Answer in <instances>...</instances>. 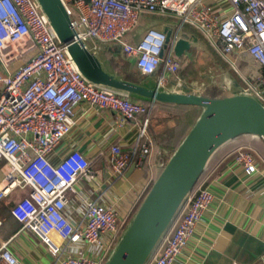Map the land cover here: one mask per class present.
Listing matches in <instances>:
<instances>
[{
  "label": "built area",
  "instance_id": "1",
  "mask_svg": "<svg viewBox=\"0 0 264 264\" xmlns=\"http://www.w3.org/2000/svg\"><path fill=\"white\" fill-rule=\"evenodd\" d=\"M223 1L228 11L217 12L206 0H61L75 32L73 41L95 53L92 43L118 45L141 74L155 75L157 90L195 92L181 77V62L172 47L183 26L196 29L236 72L242 93L264 106V0ZM142 14L175 20L166 47V34L157 28L146 29L137 43L125 40ZM234 52L251 57L260 73L241 74L231 58ZM18 60L22 63L11 74L8 65ZM83 102L116 111L119 124L141 118L133 144L128 149L112 144L109 157L115 177L131 162L144 167L153 147L148 124L152 102L145 105L87 79L36 0H0V200L14 191H28L9 209L20 227L0 239V264H23L12 245L26 235L44 246L50 257L47 264H106L115 248L125 221L113 205L101 202V183L88 159L76 149L49 159L73 127ZM234 159L246 175L264 165L249 146L239 147ZM87 185L99 194L88 196ZM213 200L212 188L201 180L185 196L145 264H172Z\"/></svg>",
  "mask_w": 264,
  "mask_h": 264
},
{
  "label": "crops",
  "instance_id": "2",
  "mask_svg": "<svg viewBox=\"0 0 264 264\" xmlns=\"http://www.w3.org/2000/svg\"><path fill=\"white\" fill-rule=\"evenodd\" d=\"M206 3L217 12L229 10L223 0H206ZM174 24L175 20L168 16L142 14L125 40L137 43L146 29H163L165 26L170 28ZM182 34L192 42L191 49L183 55L188 59L185 62H192V51L196 48V38H200V33L185 25L182 27ZM91 47L97 51L104 68L114 74L117 73L109 63L111 56L118 58L122 55L124 60L136 68L134 60L127 59L116 44L107 45L110 48L108 55L99 52L101 50L98 51L93 43ZM200 55L201 53L197 56ZM231 58L234 59L238 71L247 77L261 71L246 53L234 52ZM206 66L210 71L213 70L211 66ZM200 67L203 66L195 65V71L191 75H185L184 69L181 68L180 75L185 80L189 76H200ZM155 79V75H145L140 85L155 88ZM128 96L144 99L131 94ZM118 119L116 111L99 110L83 102L76 109L73 127L50 153L49 159L55 160L72 149L80 151L90 162L97 180L101 183V202L114 206L119 218L125 221V228L139 198L158 174L161 164L156 156L157 162L153 167L151 154L147 156L145 166L141 169L131 162L123 175L113 176L109 157L110 146L119 144L128 149L137 137L141 120L138 117L119 124ZM242 146L254 148L264 159V142L254 136L234 137L215 151L202 177L212 188L214 200L202 215L181 255L172 264H264V165H260L253 174L246 175L234 159L237 149ZM152 148H156L154 143ZM85 191L92 198L99 194L98 191H91L88 185L85 186ZM19 227L18 224L16 230ZM11 235L10 233L7 238ZM12 249L23 264H31L37 254H43L42 264H47L50 260L47 253H44V246L33 236L26 235L13 242Z\"/></svg>",
  "mask_w": 264,
  "mask_h": 264
},
{
  "label": "water",
  "instance_id": "3",
  "mask_svg": "<svg viewBox=\"0 0 264 264\" xmlns=\"http://www.w3.org/2000/svg\"><path fill=\"white\" fill-rule=\"evenodd\" d=\"M36 2L59 41L66 44L77 68L94 84L156 103L201 107L196 123L163 166L106 261V264H145L215 151L242 134L264 140V106L253 96L242 93L241 84L227 77L213 84L211 79L189 76L186 85L195 92L177 94L124 80L104 68L97 53L72 40L75 32L61 0ZM162 30L166 34V47L172 30L167 26ZM191 45L182 34L172 47L174 55L181 58Z\"/></svg>",
  "mask_w": 264,
  "mask_h": 264
},
{
  "label": "trees",
  "instance_id": "4",
  "mask_svg": "<svg viewBox=\"0 0 264 264\" xmlns=\"http://www.w3.org/2000/svg\"><path fill=\"white\" fill-rule=\"evenodd\" d=\"M107 48L110 49L109 47ZM209 51H210L209 55L211 57V62H206V65L211 66L213 70L215 71L226 72L228 74V77L230 78V81L233 80L240 84L241 81L239 77L237 76L236 72L233 69H230L229 68L230 66H228L217 55V53H215V51L212 50V48ZM182 58H184V56L181 57V59ZM109 63L111 67L116 71L119 77L129 82L135 83V84H142V79L145 75L141 74L137 68H134L129 62L124 60L122 55H120V57L118 58H114V56H111V58L109 59ZM181 67L182 69H184L185 75H191L195 71L194 69L195 66H193L192 62H185V64L181 65ZM141 101L145 105L150 104L149 100L141 99ZM152 105L154 107L152 109V112L150 114V118L148 121L149 133H150V138L152 142L154 143V146L156 147L159 164H161V166H160V170L158 174L148 184V186L142 193V196L139 198L140 200L135 206L134 211L130 217L131 220L133 219L132 217L134 216L137 209L141 205L145 194L150 189V187L153 185L157 176L160 174V171L162 170L163 166L168 162L167 160L169 159V157L178 148L179 144L181 143V140L186 136V134L194 126V124L196 123V119L199 117L201 113V107L197 105L193 106V105H186V104H179V103L162 104L159 102L158 103L152 102ZM242 135L251 136V137L254 136L264 142L262 138L256 135H250V134H242ZM242 135H239V136H242ZM239 136H236V137H239ZM207 166L202 171L201 175L198 178V182L193 187V189L203 179L202 177L204 176L207 170ZM16 193L17 192L14 191L8 197L0 200V219L3 221V225L7 222L6 224H8V232H10L11 234L14 230H16L18 224L20 226V223L14 220L9 212V209L14 204V197ZM131 220L127 224H125V226L126 225L128 226ZM125 228H123L122 231L117 236L118 238L114 244V247L117 245V243L121 239V235L123 234Z\"/></svg>",
  "mask_w": 264,
  "mask_h": 264
},
{
  "label": "rangeland",
  "instance_id": "5",
  "mask_svg": "<svg viewBox=\"0 0 264 264\" xmlns=\"http://www.w3.org/2000/svg\"><path fill=\"white\" fill-rule=\"evenodd\" d=\"M149 15L150 16H156L158 14H156V15L149 14ZM196 40H198V41H197V44H196V48H194L193 51H192L193 57L191 58V60H192L193 66H195V65L196 66H203V67H200V71H201L202 77L204 79H211V83H213V84L214 83L216 84L217 82L222 81L225 77H227L230 80V78L228 77V74L226 72H221V71L219 72V71H215V70L210 71L209 69H207L206 62H211V57L209 55L210 48L208 47L209 45L207 44V42L204 40V38L201 35H200V38H196ZM96 49L97 50L98 49L101 50V51H99V50L98 51L103 53V54H105V55H108V53L110 51L107 48V45L106 46H103V45L98 46V45H96ZM199 53H201L200 57L197 56ZM179 59H180L181 65L182 64L184 65L185 64V59H187V58L184 57L182 59L181 58H179ZM21 63H22V60H18V61L12 62L10 65H8V68H7L8 71H10V73L13 74ZM198 63H199V65H198ZM229 68L233 69L231 67H229ZM224 73H226V74H224ZM223 74H224V76H223ZM156 152H157L156 148H152V151L150 153V155L153 154L152 158H151V163H152L153 167L155 166V163L157 162L156 159H155L156 156H157ZM27 194H28L27 190H22L21 192H17L15 197H14V200L19 198L20 196H26ZM6 223L0 228V239H5L10 234V232H8V224H6ZM44 253H47V255H48L47 251H44ZM37 255H38V256H36L37 258L31 260V264H42V260L44 258L42 256L43 254H41V255L37 254Z\"/></svg>",
  "mask_w": 264,
  "mask_h": 264
}]
</instances>
